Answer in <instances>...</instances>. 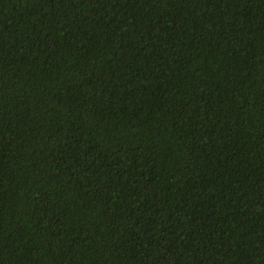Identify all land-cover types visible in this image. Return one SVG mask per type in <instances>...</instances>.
I'll return each mask as SVG.
<instances>
[{
  "label": "trees",
  "instance_id": "16d2710c",
  "mask_svg": "<svg viewBox=\"0 0 264 264\" xmlns=\"http://www.w3.org/2000/svg\"><path fill=\"white\" fill-rule=\"evenodd\" d=\"M0 264H264V0H0Z\"/></svg>",
  "mask_w": 264,
  "mask_h": 264
}]
</instances>
